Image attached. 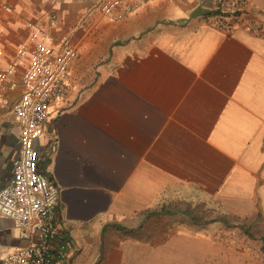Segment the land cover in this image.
<instances>
[{"label":"crops","instance_id":"obj_1","mask_svg":"<svg viewBox=\"0 0 264 264\" xmlns=\"http://www.w3.org/2000/svg\"><path fill=\"white\" fill-rule=\"evenodd\" d=\"M102 1L0 0V70L27 40L26 23L53 8L54 33L80 50L68 97L53 103L36 141L73 247L58 264H140V249L188 234L189 205L203 218L196 227L212 218L264 248V0H241L239 15L232 0H156L118 22L100 13ZM225 5L228 15H209ZM11 82L0 188L18 151L20 72ZM168 217L180 222H159ZM26 245L0 216V261Z\"/></svg>","mask_w":264,"mask_h":264},{"label":"built area","instance_id":"obj_2","mask_svg":"<svg viewBox=\"0 0 264 264\" xmlns=\"http://www.w3.org/2000/svg\"><path fill=\"white\" fill-rule=\"evenodd\" d=\"M153 1L156 0H103L99 11L107 19L118 22ZM232 1L235 12L240 14L241 0ZM3 8L6 12L12 11L9 5ZM223 13L226 15L229 10L225 8ZM58 20L57 9L53 8L28 21L27 40L0 70V109L7 104L3 95L18 87L17 82L7 84L9 77L20 72L21 85V96L13 108L19 127L18 151L13 175L0 188V216L11 219L19 238L27 241L25 247L3 257L0 264H58L68 259L73 248L57 225L58 186L40 169L43 157L36 148L53 103L68 97L66 80L72 64L80 57L79 48L67 35L54 33ZM221 24L224 27V21ZM226 27L233 31L231 25ZM3 52L0 31V58Z\"/></svg>","mask_w":264,"mask_h":264},{"label":"rangeland","instance_id":"obj_3","mask_svg":"<svg viewBox=\"0 0 264 264\" xmlns=\"http://www.w3.org/2000/svg\"><path fill=\"white\" fill-rule=\"evenodd\" d=\"M225 8L229 10L226 5ZM159 222L178 224L180 220L168 217ZM204 222L205 224H202L204 227H196L194 222L190 223L188 234L170 235L173 237L165 248L140 249L139 259H135V262L138 261L140 264H238V261L240 264H244V261L254 264L255 260L264 262V248L251 234L213 223L212 218H206ZM236 258L240 260L236 262Z\"/></svg>","mask_w":264,"mask_h":264},{"label":"trees","instance_id":"obj_4","mask_svg":"<svg viewBox=\"0 0 264 264\" xmlns=\"http://www.w3.org/2000/svg\"><path fill=\"white\" fill-rule=\"evenodd\" d=\"M222 14H224V13H223V11L221 10L220 7H217V9H215L214 11H212L211 13H209V15H221V16H223ZM234 14L235 15H239L238 12H235ZM163 212H170V210L169 211L164 210ZM186 213L190 216V218L192 219V221H194L195 223H198V222H202L203 221V218L197 217L196 209L195 208H191L190 205H189L188 210L186 211Z\"/></svg>","mask_w":264,"mask_h":264}]
</instances>
